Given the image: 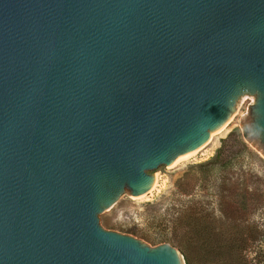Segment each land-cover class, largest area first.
<instances>
[{
	"label": "water",
	"instance_id": "1",
	"mask_svg": "<svg viewBox=\"0 0 264 264\" xmlns=\"http://www.w3.org/2000/svg\"><path fill=\"white\" fill-rule=\"evenodd\" d=\"M247 98L264 156V0H0V264H186L99 215Z\"/></svg>",
	"mask_w": 264,
	"mask_h": 264
},
{
	"label": "rangeland",
	"instance_id": "2",
	"mask_svg": "<svg viewBox=\"0 0 264 264\" xmlns=\"http://www.w3.org/2000/svg\"><path fill=\"white\" fill-rule=\"evenodd\" d=\"M252 100L247 98L236 111L227 128L214 135L206 147L196 156L167 168L161 166L155 171L158 188L144 199L122 196L113 207L99 215L100 225L106 231L133 237L144 245L155 248L161 240L189 257L192 264H203L200 256L191 254V247L178 242L184 234L174 231L181 223L191 222L196 209L211 212L221 188L229 174L238 173L243 167L255 172L262 171L263 164L245 155L241 142L255 152L264 163V156L246 139L242 132L241 118L247 114ZM219 150L233 159V167L220 169L202 167L211 161ZM232 159V158H231ZM227 173V174H226ZM178 219V225L174 220ZM184 257V258H185Z\"/></svg>",
	"mask_w": 264,
	"mask_h": 264
},
{
	"label": "trees",
	"instance_id": "3",
	"mask_svg": "<svg viewBox=\"0 0 264 264\" xmlns=\"http://www.w3.org/2000/svg\"><path fill=\"white\" fill-rule=\"evenodd\" d=\"M241 146L245 155L263 164L262 171L244 167L238 173L229 171L214 209H196L191 222L174 229L184 234L177 241L191 247V254L200 256L203 264H264V163L244 142ZM233 159L236 157L219 150L201 168L230 169ZM164 243L161 240L159 244ZM185 261L192 264L187 256Z\"/></svg>",
	"mask_w": 264,
	"mask_h": 264
},
{
	"label": "bare ground",
	"instance_id": "4",
	"mask_svg": "<svg viewBox=\"0 0 264 264\" xmlns=\"http://www.w3.org/2000/svg\"><path fill=\"white\" fill-rule=\"evenodd\" d=\"M235 115V114H234ZM234 115L230 118V120L221 128V130L218 132V133H221L222 131H224L226 128H227V126L231 123V121L233 120V118H234ZM218 133H216V134H218ZM216 134H214V135H216ZM214 135H212L210 138H209V140L202 146V147H200L196 152H194V153H192V154H190V155H187V156H185V157H182L181 159H179L176 163H174L172 166L174 167V166H176V165H178L179 163H181V162H183V161H186V160H188V159H190V158H192V157H194V156H196L197 154H199L201 151H202V149L204 148V147H206L207 146V144L211 141V139H212V137L214 136ZM158 182H157V180L155 179V182H154V184H153V186H152V189L148 192V193H146V194H144L143 196H140V197H136L137 199H139V200H141V199H144V198H146V197H148L149 195H152L153 193H154V191H156L157 190V188H158Z\"/></svg>",
	"mask_w": 264,
	"mask_h": 264
}]
</instances>
